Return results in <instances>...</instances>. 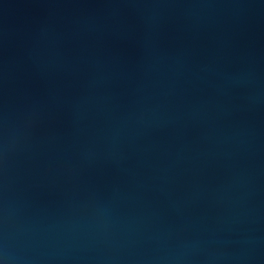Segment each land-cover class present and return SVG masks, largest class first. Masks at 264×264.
<instances>
[{
    "label": "water",
    "instance_id": "95a60500",
    "mask_svg": "<svg viewBox=\"0 0 264 264\" xmlns=\"http://www.w3.org/2000/svg\"><path fill=\"white\" fill-rule=\"evenodd\" d=\"M5 264H264V0H0Z\"/></svg>",
    "mask_w": 264,
    "mask_h": 264
},
{
    "label": "clouds",
    "instance_id": "9594fccd",
    "mask_svg": "<svg viewBox=\"0 0 264 264\" xmlns=\"http://www.w3.org/2000/svg\"><path fill=\"white\" fill-rule=\"evenodd\" d=\"M0 264H5V260L4 259H0Z\"/></svg>",
    "mask_w": 264,
    "mask_h": 264
}]
</instances>
